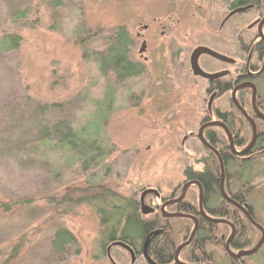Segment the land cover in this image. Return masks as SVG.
I'll list each match as a JSON object with an SVG mask.
<instances>
[{
	"label": "rangeland",
	"instance_id": "rangeland-1",
	"mask_svg": "<svg viewBox=\"0 0 264 264\" xmlns=\"http://www.w3.org/2000/svg\"><path fill=\"white\" fill-rule=\"evenodd\" d=\"M219 4L212 1L213 15L220 14ZM163 9L162 0H0V202L11 206L0 215V264H108L95 263L93 253L100 251V235L111 231L103 224L112 215L108 208L126 203L107 207L92 198L95 191L87 197L66 191L106 183L136 202L148 189L168 198L189 167L197 169L204 153L191 134L199 131L206 107L201 81L171 65L165 48L162 54L151 48L147 70L132 78L117 77L96 60L120 28L134 39L152 19L164 20ZM155 28L148 32L152 38ZM214 30L209 22L208 31ZM11 34L21 37V45L9 52ZM135 41L131 58L139 60L142 42ZM43 106L52 109L40 114ZM37 122L66 123L85 138L47 130L53 139L46 147L39 142L46 129L36 132ZM66 144L80 157L71 161ZM97 148L98 155L91 154ZM263 169L264 159L245 177ZM254 185L252 202L264 225V178ZM61 230L77 242L62 253L55 242ZM114 254L130 264L122 249ZM246 262L264 264V248Z\"/></svg>",
	"mask_w": 264,
	"mask_h": 264
},
{
	"label": "flooded vegetation",
	"instance_id": "flooded-vegetation-1",
	"mask_svg": "<svg viewBox=\"0 0 264 264\" xmlns=\"http://www.w3.org/2000/svg\"><path fill=\"white\" fill-rule=\"evenodd\" d=\"M212 1L214 0H162L165 7L163 10H165L166 15L164 20L152 19V26L147 23V25H143L140 28L141 30L136 34V38L133 39L130 36L134 46L135 40L142 42L139 51L140 59L135 60L131 56L129 59L131 63L137 66V76L147 70L145 63L149 58L145 57V55L150 49L161 51L162 54V49L165 48L169 50L168 59L170 64H174V67L179 66L182 72L189 69L192 77L201 81L202 93L206 95V107L202 113L203 117L199 124V131H197V134H191V140L198 142L204 153V156L198 160L197 169L194 170V167H189L183 183L178 185L175 192L168 198L162 197L159 191L153 189L148 190L155 192L145 196L143 194L145 191H143L139 201L141 206L140 216L135 218L141 225L152 217H156L157 213H162L166 219L186 216L187 219L193 221L194 227L191 235L185 243L176 248L168 264H223V256L221 255L224 254V251L219 247L220 245H217L214 262H203L204 258L202 255L205 256L206 254L202 250L201 241L203 239L199 235V230L201 223L204 222L213 225L225 224L231 227V235L227 240L230 252L227 250V243L225 249L227 255L233 259L240 253L244 254L253 250H241L237 253L231 250V243L237 235V230L232 221L223 218L220 207L224 202L237 210L236 215L239 216V213H241L250 222L244 212L238 209L234 203L245 208L248 206L246 210L250 216L262 226L252 202V195L256 186L254 184L250 187L248 186L251 193L246 198L244 195L246 185L240 186L237 180H239L238 174L241 172L247 180V177H245L246 172L264 159V0H219L220 14L217 15L212 14ZM129 2L130 0H126V3ZM209 22L215 27L212 32L208 31ZM156 25L159 31L157 32L155 28L152 38L148 32ZM122 28L130 35L127 27ZM174 29H177V34L173 33ZM157 36L161 37V39L153 42L152 40ZM198 48L210 49L226 58L225 61L203 54L198 60L200 68L205 73L218 75V77L208 79L194 75L192 58ZM245 93H251L250 98ZM212 96L214 98L210 107L209 103ZM241 119L250 125L252 136L251 142L244 149L238 148V145L245 143L247 136V130L243 126L244 123L240 122ZM201 131L205 143L199 136ZM247 149L249 151L245 155H237ZM210 160H216L219 164V171L215 173L219 178L218 193L216 192L214 195H206L205 181H199L194 176V173L205 174L208 167L206 161ZM190 191H196L198 196L197 210L192 205H189V209H193L194 214L186 215L181 212H169L170 207L173 206H176L178 210L180 208L179 204L184 202ZM154 200L158 203H154ZM177 200L180 201L175 202ZM104 206L108 207L109 205L105 204ZM162 208L166 209L167 212H163ZM165 214L179 216L168 218ZM141 225L134 231L136 233H131L127 230L121 233V235L130 240L128 243L121 241V235L117 236V233L115 235L110 233L101 234L102 245H100L99 252L93 253L96 254L94 262L98 263L105 259L108 264H123L119 259L120 257L114 254V249L120 248L126 253V258L129 259L130 264H137V262L142 264H162L156 259L159 251L154 242L157 237L165 232L169 224L156 225L155 228H149L144 237L141 235L144 229ZM195 229L196 233L192 236ZM212 233L213 230H211L210 235H207L205 240H208V238L213 240L219 237L214 236ZM119 241L129 246L133 253L123 247H112L109 249L115 242ZM133 241H140V243L134 246ZM186 243L189 244L182 248ZM76 244V239L71 234L69 241L64 243L63 247L61 246V249L57 250V252L62 253L67 246ZM185 249H189L190 255L188 258L183 257ZM246 257L244 255L238 259L236 258V260H242Z\"/></svg>",
	"mask_w": 264,
	"mask_h": 264
},
{
	"label": "trees",
	"instance_id": "trees-1",
	"mask_svg": "<svg viewBox=\"0 0 264 264\" xmlns=\"http://www.w3.org/2000/svg\"><path fill=\"white\" fill-rule=\"evenodd\" d=\"M22 18V17H20ZM9 38L12 39L13 44L12 46L8 47L9 52L12 51H17L20 48L21 45V37L15 34L9 35ZM109 45L107 46L106 50L102 53H98L96 55V60L98 64L101 65L102 69L106 68H111L112 71H114L115 75L117 77L121 78H132L137 76V66L133 63H131L130 56H131V50L134 46V43L130 37V35L126 32L124 28H120L113 36H111L109 39ZM97 43V42H96ZM94 46L96 44H93ZM248 98H250L251 93H245ZM30 99V98H29ZM36 105V104H35ZM57 105H55V108ZM52 107L50 106H43V108L40 111V114H46L51 110ZM240 122L244 123V127L247 130V136L244 144L238 145V148L244 149L249 143L251 142V127L248 123H246L243 119H241ZM50 124V123H49ZM49 124H44V122L40 123L37 122L36 124V132L40 131L41 127H44L46 131L48 130L50 133L52 131L57 133V135L61 134V132H65L68 136L69 139L74 140H83L85 136L83 135L82 132L77 129L74 131L71 129V127L66 124V123H61L60 128L57 127V125H53L52 127ZM46 137L45 139L43 138V141H39L41 145H48L50 143L51 139H53L52 135L46 132ZM34 133L35 136L38 139V135ZM53 134V133H52ZM24 138V137H23ZM94 146L96 144H93ZM98 147L99 144H98ZM73 148L72 145L66 144L63 149L65 151L73 152V158L71 161L76 158H79L78 155L71 149ZM100 152V149L97 148L96 150H93L91 154L93 153L94 155H98ZM81 158H85V156H81ZM96 158V157H95ZM97 161L102 159V154L98 157L97 156ZM93 160L90 162H86V167L91 163ZM208 164V167L204 173H194V176L199 180L202 181L205 185L206 189V195H214L216 192L218 193L217 187L219 185V178L218 176L215 175L216 171H219V164L218 162L215 161H206ZM253 163V162H251ZM239 180H237L240 184V186L246 185V191L244 192L245 197L247 198V195L251 193L250 189H248V186L250 187L251 185L254 184L257 180H261L264 178V169L261 170L258 173L253 174L250 178L246 180L244 178L243 173L238 174ZM81 186V189H77L76 187ZM79 186L74 185L71 186L67 191L66 195L69 196L71 193L74 192H80L82 195L86 196L88 194H92V192H96L95 195L92 196L93 199L96 201H102L105 202L106 204L110 203H115V201L119 202H124L126 203L125 207H122V205L118 206H111L109 210L112 212V215L109 214L105 218L103 224H108L112 228L109 233L114 234L116 231L119 229L120 224L124 222L123 227H120L121 233L125 230L130 231L133 233L137 228L140 227L141 223L137 222L135 218L140 216V203L136 202L132 199H126L123 196L119 195L117 192L113 191L111 188H109L108 184L106 183H90L89 185H84L83 183H79ZM248 192V193H247ZM64 203L66 202V198L63 199ZM121 204V203H120ZM192 205L196 210L198 208V196L196 191H190L189 195L187 198L184 200V202L179 204V209H176V206L170 207L169 212H181L186 215H191L194 214L192 211L193 209H189L190 206ZM228 205V203L224 202L221 205V213L223 215V218L232 221L235 224V228L237 230V235L235 239L231 243V250L234 253H237L241 250H251L254 249L260 242L262 234L258 228H256L254 225H252L244 215L239 213V216L236 215L237 210ZM0 208L3 210L0 215L7 214L11 210V206L8 203H1L0 202ZM129 215V216H128ZM113 216V217H112ZM116 220V221H115ZM126 222V224H125ZM116 223V224H115ZM140 224V225H139ZM167 229L161 236L157 237L155 239V246L158 249L159 253L156 255V259L160 261L162 264H168V261L170 260L171 257H173V254L175 253V250L177 247L185 243L189 236L191 235L194 227L193 221L187 218H176V219H166L162 213H157L156 217H152L150 220L145 221V224H142L141 226L144 227L142 230V237L148 232V229L155 228L156 225H166ZM119 225V226H118ZM264 227V225H262ZM141 229V228H140ZM211 230H213V235L214 236H219L218 238H214L213 240L207 239V235H210ZM231 227L229 225L225 224H211V223H201L200 225V230H199V235L202 236L203 241H201L202 244V250L205 252V256L202 255L204 258L203 262H214V258L217 252V245H220L219 247L223 249L224 254L221 255L223 256V264H247L246 258L242 260H236L233 259L231 256H228L226 253L225 245L227 243L228 238L231 235ZM136 233V232H134ZM59 238V239H58ZM69 238H71V233H69L66 230H61L59 235L56 237V249L60 250L61 246L64 245L67 241H69ZM120 240L123 242H130L127 238H125L124 235L120 236ZM58 239V241H57ZM134 246L136 244L140 243V241H133ZM63 247V246H62ZM264 246L262 247V249ZM261 249V250H262ZM260 250V251H261ZM260 251L258 253H260ZM257 253V254H258ZM190 255L189 249H185L183 251V257L188 258Z\"/></svg>",
	"mask_w": 264,
	"mask_h": 264
},
{
	"label": "water",
	"instance_id": "water-1",
	"mask_svg": "<svg viewBox=\"0 0 264 264\" xmlns=\"http://www.w3.org/2000/svg\"><path fill=\"white\" fill-rule=\"evenodd\" d=\"M203 54H207V55H210V56H212V57H214V58H217V59H221V60H225V61H226V58H224V57H222L221 55H219V54L213 52V51L210 50V49H206V48H198L197 50H195V52H194V54H193V58H192V70H193L194 75H195V76H200V77H205V78H208V79H213V78L218 77V75H209V74L205 73V72L200 68L199 63H198V60H199V58H200ZM213 98H214V96H212V98H211V100H210V103H209L210 107L212 106ZM199 136H200V138L202 139L203 143H205V141L203 140L202 131L199 133ZM232 148H233V147H232ZM233 149H234V148H233ZM247 151H249V149H247L246 151H244V152H242V153H240V154H237V153H236V154H237V155H245V153H246ZM221 164H222V162H221ZM222 170H223V166H222ZM151 192H155V191L148 190V191H145L143 194H144V196H145V195H147V194H149V193H151ZM180 200H181V199H180ZM180 200H177V201H175V202H179ZM229 201H230V200H229ZM234 205H235L238 209H240L242 212H244V214H245V215L247 216V218L250 220V222L252 223V225H254L256 228H258V229L260 230L261 234H262V239H261L260 243L258 244V246H257L255 249H253V250H251V251H249V252H246V253H244V254H241V253H240L239 255H237V257L234 256L235 259H236V258L238 259V258H240V257H242V256H244V255H246V256H248V255H253V254H255V253L258 252V250H259V249L263 246V244H264V228H263L261 225H259L258 223H256V222L253 220V218L250 216V214H249L248 211L246 210V209L248 208V206H246V208H245V207H241V206H239V205H237V204H235V203H234ZM165 206H166V205H165ZM164 208H165V207H164ZM164 208H162L163 212H164ZM165 215H166V214H165ZM177 216H179V215H166V217H168V218H173V217H177ZM182 217H186V216H182ZM186 218H187V217H186ZM215 222H216V220H215ZM195 233H196V229L194 230L192 236H194ZM147 243H148V242H147ZM189 243H190V242H189ZM189 243L184 244V245L182 246V248H183V247H186ZM112 247H123V248H126L127 250L131 251V253H133L132 250H131V248H130L129 246H127L125 243L121 242V241H119V242H115V243H114L109 249H111ZM227 250L230 252V250H229V242L227 243Z\"/></svg>",
	"mask_w": 264,
	"mask_h": 264
}]
</instances>
